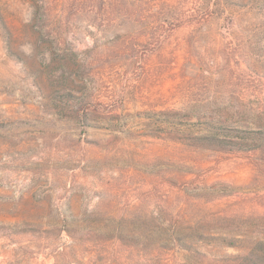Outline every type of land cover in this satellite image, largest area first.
<instances>
[{
	"label": "rangeland",
	"instance_id": "1",
	"mask_svg": "<svg viewBox=\"0 0 264 264\" xmlns=\"http://www.w3.org/2000/svg\"><path fill=\"white\" fill-rule=\"evenodd\" d=\"M0 264H264V0H0Z\"/></svg>",
	"mask_w": 264,
	"mask_h": 264
}]
</instances>
